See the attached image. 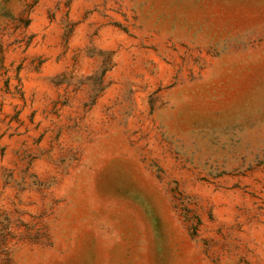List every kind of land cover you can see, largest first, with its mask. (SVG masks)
I'll list each match as a JSON object with an SVG mask.
<instances>
[{"label":"rangeland","instance_id":"obj_1","mask_svg":"<svg viewBox=\"0 0 264 264\" xmlns=\"http://www.w3.org/2000/svg\"><path fill=\"white\" fill-rule=\"evenodd\" d=\"M0 264H264V0H0Z\"/></svg>","mask_w":264,"mask_h":264}]
</instances>
